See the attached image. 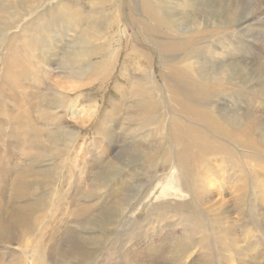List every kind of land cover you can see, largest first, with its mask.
Instances as JSON below:
<instances>
[{
    "label": "rangeland",
    "instance_id": "374dc122",
    "mask_svg": "<svg viewBox=\"0 0 264 264\" xmlns=\"http://www.w3.org/2000/svg\"><path fill=\"white\" fill-rule=\"evenodd\" d=\"M89 1L43 0L38 3L37 0H0V13L6 11L4 6L14 8L9 13L6 26L2 27L0 21V125L5 144L13 146L12 155L21 164L16 169L24 172L28 169L40 175H34L38 180L41 178L32 186L26 199L28 203L44 202L41 204L43 221L36 228L38 231L35 229L32 234L35 242V235L53 223L54 214L61 205L67 210L71 209L73 198L74 202L88 206L95 219L90 225L73 224L77 219H67L72 237L67 246L69 250L72 247L77 249L70 250V253L75 251V254L73 259L68 260L69 263L77 260L74 264H122L123 256L133 246L137 247L134 252L139 251L140 254L142 250L156 247L173 229L171 244L181 250L186 248L187 245L183 244L191 236H194V242H200L195 250L190 248L194 253L186 264H199L204 252L209 254V258L211 256L209 264H225V261H228L227 264H264V257L258 259L255 251L249 253L254 244L251 241L245 243L241 240L239 244L246 253L244 256L235 249L223 253L221 256L225 258L221 257L215 239L220 231L219 225L210 222L211 216L200 210L194 217L193 214L184 213L181 204L187 201L188 195L175 186L178 182L175 176L182 178L183 174L178 167L180 164L176 163V147L170 141V135V138L166 137L167 128L165 132L163 130L169 118H179L184 122L185 116H173L175 114L171 113L174 106L166 102L171 98L166 94L165 81L162 80V76L167 73L165 56L161 58L151 45L145 46L135 38L133 27L127 22L124 12L125 0H101L103 13L112 17L116 27L111 32L107 28L103 30L104 36L108 38L101 48L100 58L78 57L79 51L86 53L91 46L86 48L79 45L77 34H80V18H75L74 14L77 9L88 13L92 6ZM144 1L158 5L160 15L164 12L167 16L168 9L176 13L175 29L179 35H187L182 32L186 27L197 29L201 34L197 42H200L197 46L199 63H203L205 70L210 72L215 66L227 65L232 61V67H221L222 78L218 89L222 94L212 102L216 110L220 107L240 112L247 110V98L252 97L251 94L243 101L237 98L238 94L249 93L248 88H262L264 85V77L253 69L255 62L264 65V0H163L168 9L159 5V0ZM175 2H179L178 7ZM113 3L114 8L110 9ZM261 3L258 12L253 14V6ZM20 4L23 7L17 10ZM256 16H259V20H256ZM73 27H77L76 31ZM258 30L263 31L258 33ZM132 50L141 51L151 59V63L133 62ZM207 61L209 64L204 63ZM30 65L35 68L31 70ZM95 65H100L98 73L103 72L101 85L90 78L86 79L88 68ZM177 66L184 67L182 64ZM6 72L11 75L3 80ZM13 84L16 86L12 88L13 91L24 92L20 102L10 103L4 98L3 92ZM144 100L154 105L155 112L150 115L153 121L143 115L131 118L128 114V105ZM255 106L264 109V101L259 100L254 107H249L254 112L261 111L260 114L264 116V110L255 109ZM132 109L130 111H136ZM16 119L20 121L15 126ZM13 133L16 137H13ZM161 134L165 138L162 137L160 141ZM6 137L9 139L5 140ZM217 140L223 144L226 141L223 138ZM235 155L241 156V151L235 152ZM216 159L224 163L221 157ZM246 164L250 170L253 163L246 161ZM213 191L216 194L213 198L218 199V189L214 187ZM250 194L247 201L251 199ZM221 196L223 199L231 197L226 192ZM248 204L240 211L241 222L242 217L248 216V219L239 225L235 208L229 210L234 220L229 226L232 225L241 237L243 224L246 229L249 227ZM157 207L163 212L160 223L153 222L155 218L151 215ZM183 228L188 229L183 231ZM258 235L264 244V237ZM260 248L264 251V247ZM40 250L37 248L36 260L39 264L45 259L43 254L39 255ZM2 254L6 257L11 253L3 250ZM179 258L180 253L175 260ZM247 258L250 261H246Z\"/></svg>",
    "mask_w": 264,
    "mask_h": 264
},
{
    "label": "bare ground",
    "instance_id": "6f19581e",
    "mask_svg": "<svg viewBox=\"0 0 264 264\" xmlns=\"http://www.w3.org/2000/svg\"><path fill=\"white\" fill-rule=\"evenodd\" d=\"M37 1L38 3H41L43 0ZM125 1L126 11L124 12L126 13L127 22L133 27L135 38L145 46L151 45L161 58L165 56L164 63L167 66V73L162 76V80L165 81V85H163L164 88L167 89L166 94H168L171 98L170 101L168 100L166 102L168 105L169 102L173 103L174 106L171 113L175 114L173 116H185L183 118L186 122L189 123L188 124L185 121L182 122V120L180 121L178 120L179 118L176 119L175 117H172L170 119L169 116L168 118L170 119V121L168 119V125L167 127L165 126L163 130L165 132L167 128L166 137H171L170 141L176 147V163L180 164L178 165V167L183 174L182 178L175 176V178L178 180V182L175 183V186L182 192L185 191V194L188 195L187 201L183 204L179 203L178 205L181 204V207L185 209L184 213H186L187 215L193 214L192 217H194V215L197 213V210H200L201 212H204L211 216L210 222H213V224L215 225H219L218 230L220 231H218L215 239L217 241L220 256L226 251L231 252L235 249L237 252H239V255L241 254L242 256H244L246 253H244L242 246L239 245L242 240L245 243H247L248 241L253 242L254 244L251 245L252 250L249 253L255 251L258 259H262V257H264V251H262L260 247H264V244L263 239L259 237L258 233L264 237V118L261 117L263 116L260 114L261 111L254 112V109L250 110L249 107H254V104H256L259 100L264 101V85H262V88L258 86L256 88H248L247 91L249 93L242 92L243 94L239 93V96L236 95L239 100L243 101L245 100V97H247V95L251 94L252 97L247 98V102L249 105L247 110H243L242 112H240L241 110L238 111L236 109H223L221 107L216 110L212 101H214L215 98L218 99L222 94V91L218 89L220 86L219 82L221 77L220 70L221 67H232V61L227 65L215 66L213 70L211 69V71L208 72L207 69L205 70L203 68V63H199L200 52L198 51L197 46L200 42H197L200 39L201 34L197 31L196 28L186 27L184 28V31L182 30V32L187 35H179L177 32L178 30L175 29L177 28L175 20L176 13L171 12V9L167 8V4H165L166 2H164L163 0H159L158 4L162 5V7L164 5L169 10L167 11V16L164 14V12L162 13V15H160L161 13H159V10L157 9L158 5L156 4H151L150 2H146L144 0ZM89 2H91L90 4H92V6L88 10V13H85L82 9H77L74 14L75 18H80V22H78L80 34L76 33L78 35L77 39L79 40V45L85 46L86 48L87 46H91L86 53L79 51L80 54L78 55V57L80 56L79 58H82L88 56L89 59L94 57L100 58V54L102 52L101 48L105 45L106 39L108 38V36H104L105 33L103 32V30L107 28L108 32H111L116 27V24H114L115 22L112 17L108 16L109 14L106 15L105 13H103V1L94 0L93 2V0H90ZM168 2L170 3V1ZM178 3L179 2L176 3V6ZM31 4L32 6H34V3ZM114 4L115 3L109 6L110 9L114 6ZM260 6H262V3L258 6H253V14L254 12H258V8ZM7 7L8 6H4L6 11L0 13V21L2 22V27L6 26L5 22L9 16V13L14 9L11 7ZM22 7L23 4L18 5L17 10L22 9ZM116 20L117 19H115V21ZM256 20H259V16H256ZM66 25L68 26V24ZM73 25L75 26V24ZM70 28L72 27L70 26ZM73 28L76 31L77 27ZM66 29L67 28H65V30ZM167 29L171 31H166ZM262 31L263 30H258V33H262ZM221 32L223 31H220V33ZM54 37L55 35L53 36V38ZM50 40H52V37L50 38ZM213 50H215V48ZM217 52L219 51L217 50ZM131 55L132 60L135 63H139L140 61L145 64L151 63V59H149L139 50H132ZM258 62H255L253 64V69L256 70L255 72H260V76L264 77V65ZM43 63L46 62L43 61ZM204 63L209 64L208 61ZM180 64L184 65V67L177 66ZM139 66H141V64ZM194 66L197 67L195 68ZM32 68L35 67L33 66ZM32 68L31 70H33ZM208 68L210 70V66ZM99 69L100 65H95L88 68L89 75H86V79L90 78L92 82L96 81L99 85H101L103 72L98 73L97 70ZM10 75L6 72V74H3L2 79L7 80ZM256 81L255 83H257ZM12 88H16V86L13 84L7 90L5 89V92H3L4 98L7 99L10 103L20 102L24 98V92L19 93L18 91L17 93L15 92L16 90L13 91ZM1 91L2 89H0V92ZM179 97H182L184 100L180 99ZM150 102L148 100H144L140 102L138 101V104L135 105H128V114L131 116V118H137L143 115L144 117H148L149 119H151V121H153L154 118L152 116L150 117V115H152L155 110L154 105ZM131 109L136 111L132 112L130 111ZM255 109L264 110L263 108L256 106ZM16 121L17 122L15 123V126L19 124L20 120L16 119ZM21 127L22 126H20V128ZM2 129L3 128L0 125V264H39V262H37L36 260L38 257L37 248L41 249L39 251V255L43 254V258H45L41 264H74L77 260L70 263L68 261L69 259L74 258H72V256H74L75 251L74 253L72 251L71 255L70 250L73 249V247L69 250V247L67 246L68 240H72V237L70 236V229L68 228L69 222L67 221V219H77V222L73 224L78 223L83 225H90L94 221L95 216L92 215V212L88 206L84 205L83 203L78 204L74 202L75 200L73 198L69 197L71 198V209L67 210L65 206L61 205L59 207L60 209L58 208L59 211H57V213L55 212L54 214L53 223L51 222V224L45 226V228L40 231L42 232V235H40V232L38 235H35L37 239V242H35V238L32 236V234L34 233V230L39 227V223L43 221V206L41 204L44 202H42L41 204L39 202L28 203L26 199L27 195L31 193L32 186L41 178L38 180L36 177H34V175L38 177L40 175L37 173H32L28 169H26L25 172L23 170L16 169L17 167H21V164L20 162L16 161V159L12 155L11 150L13 146L5 144V141L3 140L4 132L2 131ZM13 137H16L15 133H13ZM162 137L165 138V135L161 134V137L159 138L160 141ZM217 138H223L226 141L223 144L219 142ZM8 139L9 137L5 138V140ZM239 151H241V156L235 155V152ZM246 151H251L252 154H250L249 152L246 153ZM254 153L260 155L261 157H256ZM217 157H221L222 162L224 161V163L218 161L216 159ZM246 161L248 163H253L250 170L247 168L248 166L246 164ZM91 176L92 175H90V177ZM171 180L173 181V177ZM226 185L230 186L225 187ZM214 187L219 191L218 199L213 198V196H216L215 192L213 191ZM225 192L227 194H230L231 197L228 199H223L221 195ZM249 193H251V199L249 198L250 200L247 201ZM220 196L222 199H220ZM247 202L249 203L248 208L250 214L248 223L249 227H247L246 229L245 224H243V235L241 237L238 236V234L232 228V225L231 227L229 226V223L234 222L230 211L235 208V211L238 213V221H240L238 225L240 223H243V220L248 219V216H246L244 219L242 217L241 222L240 211L243 209V207H247ZM151 215L156 219H154L153 222L156 221L157 223H160L159 221L163 217V212L161 211L160 207H157L155 212H151ZM187 229L188 228H183V231H187ZM171 230L172 232L175 231L173 229ZM257 230L259 232H257ZM172 232L166 235V239L162 238L160 243H158L156 247H149L148 249H146L147 251L142 250V253L140 254H138L139 251L137 253L134 252L135 250H137V247L133 246L131 250H129L123 256L122 264H186L194 253L190 248L194 249L197 244H200V242H194V238H192L194 236H191L189 239H187V242H185L186 240L184 241L185 243L183 245H187L186 248H182L181 250L179 247H175L173 246V244H171V241L174 239V237L172 236ZM181 235L185 237V235ZM194 235H196V233ZM136 237L138 238V235ZM60 238L62 239L60 240ZM247 246L250 245L247 244ZM259 248L261 249V251L259 250ZM67 249L69 250V252L67 251ZM3 250H8L11 254L4 257L5 255L3 256L2 254ZM16 250L20 251L21 253L16 252ZM28 252H30L31 254H28ZM179 253L181 258L175 260ZM24 255L25 260L23 257ZM201 255L202 256L199 264H209V259H211V256L209 258V254H206V252L202 253ZM85 257H87V255ZM246 261L250 260L247 258ZM226 262L228 263V261H225L224 263L227 264ZM257 262L258 261L256 260L255 263Z\"/></svg>",
    "mask_w": 264,
    "mask_h": 264
}]
</instances>
